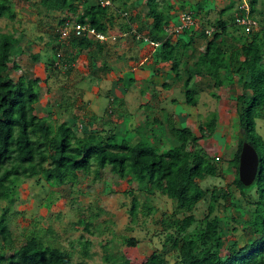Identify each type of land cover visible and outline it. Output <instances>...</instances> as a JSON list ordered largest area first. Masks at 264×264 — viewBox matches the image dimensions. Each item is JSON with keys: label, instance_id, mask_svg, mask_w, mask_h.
Here are the masks:
<instances>
[{"label": "trees", "instance_id": "obj_1", "mask_svg": "<svg viewBox=\"0 0 264 264\" xmlns=\"http://www.w3.org/2000/svg\"><path fill=\"white\" fill-rule=\"evenodd\" d=\"M9 1L0 0V17L5 16L11 21L10 27H0V202H11L16 181L21 177L36 176L50 186L71 185L80 174L92 176V180L97 181L105 168H109L110 173L128 183L135 180L143 185L142 191L148 198L159 193L175 203L174 211L162 214L158 221L161 249H154L137 264H170L165 256L168 254L175 256L173 264H264V138L256 132V119L264 118V22L254 15L259 0H247L256 28L245 29L235 24L232 2L219 12L213 23H209L213 27L184 28L174 42L166 29L173 21L164 16L165 0H145L146 15L152 19L155 35L152 38L146 35V40L142 41H162L161 50L156 54L161 61L171 63L173 76L162 83L163 88L180 85L184 103L193 106L197 105L204 89L197 82L201 76L207 78L206 85L214 88L223 84L224 77L236 80L245 88L243 107L237 109L241 135L232 157L235 163L233 183L239 196L234 197L228 188H212L206 212L201 218L193 213L197 201L207 192L200 181L216 176L220 166L219 159L202 149L198 140L213 134L216 112H211L203 122L198 121L199 135L189 126H175L169 116L165 121L164 138L156 141L147 136H138L136 140L118 138L116 127L99 128L91 118L80 119L76 125L70 120L53 122L51 110L45 116H39L36 109L40 79L26 72L17 78L11 76L12 70H22L23 65L15 59L14 45L18 35L13 22L18 21L10 12ZM104 1L38 0V4L45 14L55 12L60 32L72 22L89 23L97 31L105 32L119 17H130L128 8L131 5L126 0H121L122 5L117 3L120 0H109L108 4ZM231 9L233 13H229V19H224L223 15ZM191 12L193 17L200 16L198 11ZM229 20L244 28L245 33L236 35L228 31ZM41 22L49 24L48 21ZM211 28L212 36L206 38L211 34L206 31ZM124 31L130 32L128 29ZM68 34L69 47L73 50L70 52L74 57L82 50L91 54L90 72L96 69L94 62L99 54L107 58L112 54L109 41L100 42L93 37L76 35L71 30ZM60 35L59 32L55 35L58 36V46ZM36 38L40 40L42 37ZM196 38L205 40L202 51H198L195 45ZM55 41L56 37H52L44 42V46L54 52L56 61L51 64L69 74L74 57L67 55V50L61 55L58 46L53 44ZM40 58L39 52L31 54L34 62ZM211 95L219 98L215 91ZM245 141L258 154L257 172L250 185H244L238 177L239 154ZM131 188L126 193L132 195L129 214L135 222L139 210L146 217L155 209L148 200L141 205L134 195L135 188ZM250 197L256 199L251 201ZM51 199L52 195H49L47 205ZM242 202L249 208L243 207ZM230 209L233 211L228 213ZM12 216L5 204L0 209V264H87L83 260L74 261L72 252L64 247L45 244L44 238L35 231L16 246L10 227ZM239 218L243 219V227L238 224ZM89 223H85L86 230H89ZM227 231L240 236L226 239ZM245 234L248 245L240 242ZM138 241L134 236L122 237V243L128 246ZM90 243L86 238L78 240L81 255L90 256ZM101 246L106 264H135L123 253L113 251L111 242L105 241Z\"/></svg>", "mask_w": 264, "mask_h": 264}, {"label": "rangeland", "instance_id": "obj_2", "mask_svg": "<svg viewBox=\"0 0 264 264\" xmlns=\"http://www.w3.org/2000/svg\"><path fill=\"white\" fill-rule=\"evenodd\" d=\"M132 1L136 4L135 0H130L131 3ZM195 1L192 6L178 9L177 13L180 11H198L200 16L194 17L197 24L193 26L197 27L198 30L202 26L210 28L211 24L209 23H213L218 18L219 12L234 2V0ZM117 3L122 5L121 0L120 3ZM131 3H129L131 8H128V12L133 9L137 10V12L138 9L141 11L142 9L146 10L143 8L144 5L142 3L134 7ZM171 4V0H165L163 6L166 8L163 9H168L167 7L173 8ZM9 7L10 12L13 13L18 21L13 22L14 29H16V34L18 35V40L14 45L16 50L15 59L23 65L22 70H12L11 76L17 78L19 74L26 72L30 76L40 79V94L36 113L39 116H45L51 110L53 112L51 119L55 123L70 120L77 125L80 119L85 120L93 117L94 121H96L100 116L101 120H99L100 122L102 121L101 126L103 129L111 127L106 119H111L114 121L112 123L118 124L119 120L125 116L122 114V110L108 107L109 116H106L104 112L101 115L100 112L106 108L108 98L103 92H100L97 96L93 92L98 91L99 88L102 91L110 88L103 84V82H110V79L102 75L100 71L98 72L96 67L93 72H87L91 54L82 52L80 56L76 55L74 57V53L71 54L70 52L73 50L69 47V34L60 35V46H58V36L55 35L61 32L57 24L58 17L54 15L55 13L47 12L45 14L43 8L39 6L38 0H10ZM255 10L254 15L264 22V0L258 1ZM229 13H233V9L225 13L223 18L228 20ZM41 21H48L49 24L45 25ZM117 22L120 21L117 20ZM10 26V20L5 16L0 17V27L6 29ZM227 29L236 35L245 33L244 28L235 26L231 20L228 21ZM114 30L118 31L115 28ZM107 31H112V28L109 27ZM177 34H172L171 36L177 37ZM38 36L42 38L38 40L36 38ZM211 36L212 33L208 34L206 38ZM52 37H56V41L53 44L58 46L61 55L65 54V50H67V55H73L74 57V59L72 58V69L69 74H66L64 70L55 69L51 64L56 61L53 57L54 52L44 46V42L50 38L52 39ZM119 39L118 36L115 40L109 41V48L112 54H119V51L123 48ZM204 43L205 40L203 38H196L195 45L198 51H202L205 46ZM35 52H39L41 55L37 62L31 59V54ZM112 54H109V58H111ZM144 59L140 58L141 64L145 65L146 61ZM155 76L152 74L153 83L158 87L160 86L161 78H154ZM93 79H97L101 84L97 85ZM197 82L199 83L198 86L204 87L195 106L198 113V121L203 122L211 112H216L217 114V123L213 134L208 138H199L198 144L209 155L217 157L220 166V171L216 176L207 177L200 181V185L207 192L199 198L193 208V213L197 218H201L206 212L209 190L212 188H228L234 197L239 196L238 188L233 183L235 163L232 157L237 148L238 137L241 135V124L237 109L243 107L242 98L244 96L242 95L245 92V88H242L236 80L230 77H224V82L219 88L206 85L207 78L205 76L198 78ZM145 85L147 84L141 83L136 88V91L126 93V102L130 109L137 106L140 101L139 90ZM82 86H85V88ZM84 89L85 91L92 90L91 100L89 99V101L98 112L92 110V107H89V111L85 112L88 102L82 95V90ZM156 89L158 90L157 99L159 101L154 100L152 109L145 111L148 112L147 120L145 122L141 120L138 123L133 122V125L128 123L129 126L127 124L115 126L118 138L136 140L139 137L147 136L150 140L155 141L164 138V127L160 123L153 121L152 117L155 114V116H160L161 119L164 118V111H158V108L163 106L165 107L164 109H169L170 102L173 103L172 111L179 118V124L184 125L183 118L186 117L184 115L186 108L182 104L185 98L180 85H176L174 89L169 91L161 90L160 87ZM212 91H215L219 98L211 95ZM172 99L174 101H171ZM118 111L121 112L119 115ZM131 113L132 116L137 114L139 117L143 113V109L137 107ZM128 119H130V116H128ZM189 119L194 121L192 117H189ZM195 131L198 135L200 134L196 127ZM256 132L264 138V118L256 119ZM130 187H132L131 189L135 188L134 195L138 198L141 205L148 200L149 204L155 209L151 215L146 217L139 210L135 222H132L129 214L132 195L126 193V190ZM142 187L143 185L141 186L135 180H131L128 183L126 179L110 173L109 168H105L104 174L97 181H93L92 176L88 177L80 174L78 180L71 185L50 186L36 176L21 177L16 181L11 202L7 204L3 200L0 202V209L6 204L8 205L9 213L13 215L10 227L13 231V236L16 238V246L21 245L26 240L27 235L35 231L44 238L45 244L60 246L70 250L74 261L83 260L87 264H106L102 258L104 252L101 244L109 241L112 243L113 251L123 253L131 262L137 264L142 262L154 249H161L162 237L159 234L161 226L158 221L162 214L171 213L175 209L173 200L159 193L148 198L142 191ZM49 195H52V202L47 205L46 201ZM250 199L252 201L256 197H250ZM241 205L249 208V205H246L245 202H242ZM232 211L230 209L228 213ZM89 221V230H86L84 226ZM238 224L240 227L244 226L242 218L238 219ZM227 225L230 227L229 222ZM124 236H134L139 241L135 245L128 246L122 243V237ZM239 236V234L230 231L226 233V239ZM85 238L91 241L89 246L90 256H83L79 252L78 240ZM240 242L243 245H248L246 234L241 237ZM7 254L10 255L8 252ZM165 256L170 264L174 263L175 256L173 254Z\"/></svg>", "mask_w": 264, "mask_h": 264}, {"label": "crops", "instance_id": "obj_3", "mask_svg": "<svg viewBox=\"0 0 264 264\" xmlns=\"http://www.w3.org/2000/svg\"><path fill=\"white\" fill-rule=\"evenodd\" d=\"M126 1L128 2V4L131 3L130 0H126ZM135 2L136 4L134 3V1H132L131 3L133 7L137 6V4L142 3L144 5L143 8H145L146 10L142 9L141 11L140 9H138L137 12V10L133 9L131 10V15L129 18L117 17L118 19L115 20L113 26H110V28H112V31L110 32L115 34H118L119 32V34H121L120 36L118 34V36L120 38L119 39L120 44L122 45L123 48L121 51H119V55H115V56L112 55L111 58H107L104 57L103 54H99L96 57V61L94 62L98 72L100 71L102 75H105L108 79H110V82L109 81L106 83L103 82V84H106V86L110 87L106 91H102L99 87H98L99 88L98 91H93L94 94L96 93V96L100 94V92H103L106 94L105 96L108 98L106 108H104L102 112H100L101 115H103L104 112L106 116L107 115L109 116L108 107L111 108L113 107L115 109L122 110V114L125 115L122 117V119L119 120L118 124L112 123L114 121H112L111 119H106L109 122L108 123L109 126L111 127L118 126L119 124H127L129 126V124L133 125V122L138 123V121L140 120L145 122V120H147L148 117V112L145 111L147 109L150 110L152 109L154 100L159 101V99H157L158 90L156 88L160 87V89L164 91H169L175 88L174 86H171L170 88L167 89L162 87V83L166 80H169L173 76V73L170 69L171 63L168 61H161L160 56H157L156 54V51L161 50L162 41L159 40L153 43L151 41L138 40L133 37L134 33H139L143 36L149 34L148 35L149 38H152L155 35V32H152V25H151L152 19L148 15H146L148 12V9L146 8L145 5L146 1L135 0ZM195 2H196L195 0H171L172 3L171 6H173V8L167 7L168 9H163L164 16L166 18L168 17L169 20L175 22L178 20L181 14L188 12V11H184V12L180 11L177 13L178 9H183L186 8V6L189 7L190 5L192 6V4ZM163 8L166 7L163 6ZM117 20H119L120 22H117ZM114 28L117 29L118 31L116 32ZM124 29H128V31L130 32H126L125 35H122ZM176 39L177 37L175 36L170 37L171 42H174ZM82 52L88 53L86 50H82L78 54V56H80ZM140 58H145L144 59V61H146L145 65L141 64ZM87 72H90L89 68L87 69ZM152 74L156 75L154 78H159V77L161 78L160 86L157 87L154 85ZM93 80L96 82L97 85L101 84L97 81V79H93ZM141 83L147 85H145L143 88H141V90H139L140 101L139 102L137 101L138 102L137 106L134 107L133 109H130L126 102V95H127L126 93L136 91L137 90L136 88H138ZM83 88H85V86ZM91 91L88 90L85 91V89L82 90V95L87 99L86 102H88V105L85 108V112L89 111V107H92V104L89 101V99L91 100V96H92ZM171 101H174V99H172ZM182 104L184 105V108H186V113H184L186 117L183 118L185 122L184 125L179 124L180 123V121L178 122L179 118H177L174 112L172 111L173 103L171 102L169 109H164L165 107L163 106L161 108H158V111L159 110L164 111V115H165L164 118L161 119L160 116L158 117L155 116L154 114L152 120L155 122L157 121L158 123L161 124L162 127H165V121L167 117L172 116L175 126L177 127L189 126L193 130H195V127L198 123V118H197L198 113L196 111V108L195 106L186 104L184 102H182ZM137 107L142 108L143 113H141L139 117L137 116V114L132 116L131 112ZM91 109L94 110L95 112H98L95 110L94 107H92ZM119 113L121 112L118 111V115ZM141 115L143 116L141 117ZM128 116H130V119H128ZM188 116L192 117L194 121L190 120ZM91 119H93V117ZM99 119L101 120L100 116ZM99 119L94 121V123H96L98 127L101 128L102 121L100 122Z\"/></svg>", "mask_w": 264, "mask_h": 264}, {"label": "built area", "instance_id": "obj_4", "mask_svg": "<svg viewBox=\"0 0 264 264\" xmlns=\"http://www.w3.org/2000/svg\"><path fill=\"white\" fill-rule=\"evenodd\" d=\"M108 1L105 0L104 4H107ZM234 22L236 25L244 27L245 29L256 28L257 23L255 19L250 16V6L247 0H234ZM195 18L192 15L191 11L185 12L181 14L176 22H171L167 29L169 35L179 33L184 28H189L191 26L196 25ZM75 32L76 35H82L87 37H93L97 41L104 42L115 40L118 37V34L112 33L110 31H97L94 27H92L89 23H80V22H72L70 25L66 24L61 29V34H68L69 31ZM212 28L208 29L206 32L211 33ZM126 32H122V35H125ZM121 34H119L120 36ZM136 39L146 40V37L136 33Z\"/></svg>", "mask_w": 264, "mask_h": 264}, {"label": "water", "instance_id": "obj_5", "mask_svg": "<svg viewBox=\"0 0 264 264\" xmlns=\"http://www.w3.org/2000/svg\"><path fill=\"white\" fill-rule=\"evenodd\" d=\"M258 154L248 142H243L239 154L238 177L244 185H250L257 172Z\"/></svg>", "mask_w": 264, "mask_h": 264}, {"label": "clouds", "instance_id": "obj_6", "mask_svg": "<svg viewBox=\"0 0 264 264\" xmlns=\"http://www.w3.org/2000/svg\"><path fill=\"white\" fill-rule=\"evenodd\" d=\"M107 1H108V3H109V0H107ZM108 3H107V4H108Z\"/></svg>", "mask_w": 264, "mask_h": 264}]
</instances>
